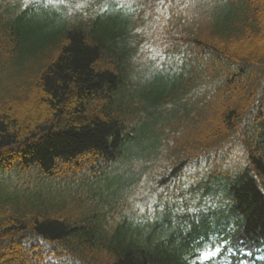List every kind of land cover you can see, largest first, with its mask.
<instances>
[{
    "label": "trees",
    "instance_id": "obj_1",
    "mask_svg": "<svg viewBox=\"0 0 264 264\" xmlns=\"http://www.w3.org/2000/svg\"><path fill=\"white\" fill-rule=\"evenodd\" d=\"M49 1L0 0V264H193L207 227L264 243V0ZM224 161L217 196L168 187Z\"/></svg>",
    "mask_w": 264,
    "mask_h": 264
},
{
    "label": "snow or ice",
    "instance_id": "obj_2",
    "mask_svg": "<svg viewBox=\"0 0 264 264\" xmlns=\"http://www.w3.org/2000/svg\"><path fill=\"white\" fill-rule=\"evenodd\" d=\"M206 258H208V257H206Z\"/></svg>",
    "mask_w": 264,
    "mask_h": 264
}]
</instances>
